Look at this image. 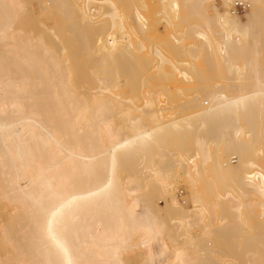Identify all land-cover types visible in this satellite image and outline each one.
Listing matches in <instances>:
<instances>
[{"label": "bare ground", "instance_id": "obj_1", "mask_svg": "<svg viewBox=\"0 0 264 264\" xmlns=\"http://www.w3.org/2000/svg\"><path fill=\"white\" fill-rule=\"evenodd\" d=\"M232 1L0 0V264H87L81 234L141 264H264V0Z\"/></svg>", "mask_w": 264, "mask_h": 264}, {"label": "rangeland", "instance_id": "obj_2", "mask_svg": "<svg viewBox=\"0 0 264 264\" xmlns=\"http://www.w3.org/2000/svg\"><path fill=\"white\" fill-rule=\"evenodd\" d=\"M154 3H155V5H154V11H151V14L149 13L150 16H153V15L155 14L154 12L157 11V10L155 11V8H157L156 1H155ZM216 4H217V5H220V4H221V0H216ZM37 11H38V10H37ZM248 11H249V8H248L245 12H243V13H240V14L236 13V14H238L240 17H242V16H244ZM152 12H153L154 14H152ZM212 12H213V11H210L211 14H212ZM232 13L235 14L234 12H232ZM153 17L155 18V16H153ZM41 21L44 23V25H45L46 27H54V26H56V21H55V19H52V20H51V19H49V18H47V17H45V18L43 17V18H41ZM161 25H162V26L164 25V26H163V27H160L159 29H157V32L161 30L158 34L156 33L157 35L154 34L156 31L153 30L154 33L151 32L153 37L150 36V34H151V33H150V34H148V36H149V37H152V38H148V37H147L149 40H147V41H146V39L143 40V43H144L145 45H147L148 48H150V44H149L150 42H151V46L154 45L155 43L157 44L158 42H160L159 40H161V37H163V36H161V35H162L161 33L164 34V37H165V35L170 34V33H169V30H170L169 27L167 26L168 28H166L165 24H160V26H161ZM158 27H159V26H158ZM156 28H157V27H156ZM165 28H166V30H165ZM171 28H172V27H171ZM167 29H168V30H167ZM172 30H173V29H172ZM170 32H171V31H170ZM113 34H115V33H113ZM122 35H124V34H121L119 37H122ZM155 35H156V36H155ZM158 35H159L160 37H158ZM155 37H156V38H155ZM157 37H158V38H157ZM114 38H118V37H114ZM114 38H113V39H114ZM113 39H112V40H113ZM133 39H134V38H133ZM156 39H157V41H156ZM114 40H115V39H114ZM116 40H118V39H116ZM134 41H135V40H134ZM145 41H146V43H145ZM94 42H95V41H94ZM94 42H93V43H94ZM113 42L115 43L116 41H113ZM120 42H122V43H121V44L118 43L116 49L118 48L119 45L121 46V45H123V44L125 43V41H121V40H120ZM123 42H124V43H123ZM156 44H155V45H156ZM124 45H125V44H124ZM145 45H144V46H145ZM92 46H95V47L93 48ZM120 46H119V48L121 49L122 46H121V47H120ZM99 47H100V46H98V44H97V47H96V44H94V45H93V44H92V45L90 44L89 51H91V52H95L94 54L92 53L93 57H95V56H96L95 54H97V53L99 52ZM147 47H146V48H147ZM119 48H118V50H119ZM116 49H114V50H112V51H116ZM135 50H136V49H135ZM132 52H133V51H132ZM137 52H139V54H140V50H139V51L137 50ZM137 52L134 51L133 53H137ZM137 55H138V54H137ZM7 57H8V56H7ZM96 58H97V57H96ZM96 58L88 59V57H87V58H84V59L82 58L81 60L79 59V60H76V61H78V64H79V62H82V61H84L85 59L95 61ZM6 59H7V58H6ZM6 59H5V60H6ZM263 59H264V58H263ZM8 60H9V62H8ZM6 61H7V63L3 60V62H5V64H1V62H2V61H1V62H0L1 66L7 68L8 70H11V69H12V70L10 71V75L12 74L11 76H16V75H17V73H16L17 70H16V69L14 70V67L11 65V58L8 57V59H7ZM12 61H13V60H12ZM85 61H86V60H85ZM263 63H264V61H263ZM7 64H8V65H7ZM78 64H76L77 68L75 67V64H69V65H67V66L70 67V68L73 70V75L76 74V75H75L76 77L78 76L79 73L82 72V71H81L82 69H83L82 75H83V74H86V75H87V72L89 71L88 69L91 67V65L88 66L87 64L82 63L83 65H80V67H78V66H79ZM84 64H85V67H83ZM71 65L74 66V67H72ZM86 66H87L88 68H87ZM82 67H83V68H82ZM15 68H16V67H15ZM74 68L77 69V70H74ZM80 69H81V70H80ZM84 69H85L86 73H84V72H85ZM74 71H75V72H76V71H79V73L77 74V72L75 73ZM89 73H90V72H89ZM89 73H88V74H89ZM15 74H16V75H15ZM73 75H72V77H73ZM82 75H80V77H81ZM75 76H74V77H75ZM91 77H95V75H92ZM76 82H77V83H76ZM129 82H130V81H129ZM78 83H79V85H78ZM92 83H93V82H92ZM75 84L78 85V86H80V87H81V86L83 87V85H85V84H82V85H81L80 82L77 81L76 79H75ZM89 85L91 86V84H89ZM85 86H86V85H85ZM169 86H170V85H169ZM137 87H138V88H137V91H136V95H139L138 92H140V90L142 91L143 88L141 89V88H140V85L137 86ZM138 89H140V90H138ZM155 89H156V91H157V89H158V91L161 90V88H154V89H152V90L154 91ZM150 90H151V89H150ZM154 92H155V91H154ZM116 93L122 95V96H121L122 98L128 96V95L125 94V92L123 93V90H122V93H121L120 91H116ZM19 94H21L22 96L24 95L22 92H20ZM123 94H124V95H123ZM81 96H82V95L80 94V97H81ZM25 97H26V95H24L22 98L25 99ZM26 98H27V97H26ZM63 98L66 99L65 97H63ZM63 98H60V99H63ZM78 98H79V96H78ZM60 99H59V100H60ZM64 99H63V100H64ZM139 101H140V98H139ZM140 103H141V102H140ZM42 105H43V106H42ZM44 105H45V104H43V102H42L40 107H44V108H45ZM46 105H47V104H46ZM48 105H49V106H48ZM48 105H47L48 108H49L50 106H51V108H53V106H56L55 104H54V105H50V104H48ZM47 106H46V108H47ZM58 106H59V105H58ZM112 106H114V108L112 107V111H114L116 108H118V107H116L115 105H112ZM65 107H67V106H65V104H64L63 109H64ZM115 107H116V108H115ZM67 108H68V107H67ZM112 111H111V113H116V112H112ZM85 114H86V113H85ZM88 114H89V113H88ZM83 122H84V121H83ZM91 124H92V122L86 120V121L83 123L82 127L84 126L85 128L87 127V128L89 129V127L92 126ZM110 125L113 126V123L111 122ZM78 126H79V124H78ZM75 127H76V126H75ZM75 127H69V129H70V128L73 129V128H75ZM82 127H81V126H80V127H77V128H78L77 130H80V131H82V132H78V133H77V130H75V133L78 134V136H79V135L81 136V135L84 134V131L81 130ZM71 132H72V131H71ZM75 133H73V132L70 133V132H69V135L72 134V135L74 136V135H76ZM80 133H82V134H80ZM85 135H86V133L84 134L83 137H86ZM80 136H79V137H80ZM71 137H72V136H70L69 138L71 139ZM76 137H77V136H76ZM76 137H72V138H75V140H76ZM79 137H78V139H79ZM69 138H68V142H69ZM78 139L76 140V142L78 143V147H83V146H85V143H86V142L84 141V139L81 138V139H82V140L80 139L81 141L78 140ZM86 139H87V137H86ZM71 140H73V141H72V142L70 141L71 144L69 143V146L71 147V145H72V147H71L72 149H74V150L77 149V148H76V145L74 144V143H75V140H74V139H71ZM82 141L84 142V144H83ZM80 142H81V143H80ZM72 143H73V144H72ZM77 143H76V144H77ZM74 145H75V147H74ZM80 145H82V146H80ZM83 149H84V147H83ZM71 154H72V153H71ZM69 158H70V155H69ZM233 160H235V159H233ZM233 163H235V162H233ZM133 165H135V166H132V165H131V168H130V172H129V173H131V172H133V171L135 172L134 168L138 166V164H137V165H136V164H133ZM143 166H144V165H142V166H138V167L142 168ZM128 167H129V166H128ZM133 167H134V168H133ZM132 169H133V170H132ZM115 170H116V169H115ZM115 170H111V171L114 172ZM120 170H121V169H120ZM120 170H117V172H119V173H120V172H121V173H125V171H126L127 169L124 170V168H123V170H121V171H120ZM137 170L139 171V170H141V169H138V168H137ZM137 170H136L135 174L137 173ZM127 171H128V170H127ZM115 172H116V171H115ZM134 172H133V173H134ZM111 173H112V172H111ZM133 173H131L130 175H132ZM135 177H138V173H137V176L135 175ZM95 180H98V177L95 178ZM91 182H92V181H91ZM91 182L88 184V188H89V186L91 185ZM93 182H94V183H92L93 185H91V186H92V187H93V186H96V190L101 191V190L103 189V187L100 186V185H102L100 182H96V181H94V180H93ZM97 183H99L100 185L97 184ZM91 186H90V187H91ZM85 188H86V187H85ZM88 188H87V189H88ZM96 190H95V191H96ZM104 192H105V191H104ZM180 192H181V193H179V194H180V195H179V198H180V200L182 201V199L187 195V189L183 187V188L181 189ZM92 193H93V192H92ZM142 194H143V193H142ZM139 195H140V193H139ZM140 196H141V195H140ZM160 204H161V203H160ZM163 205H164V204H163V202H162L161 206H163ZM83 208L85 209L86 206H84ZM83 208H82V209H83ZM88 209H89V208L87 207L86 210H88ZM73 210H74V209L71 208L70 212L73 211ZM90 210H91V215H90V217H91V219H92V218H93V219H92V220L90 219V223H89V224H84V223H83V225H86L87 227H89V228L91 227V228H92L93 225L95 226L94 223L97 222L96 220L98 219V216L92 213L93 209H91V208H90L89 211H88L89 213H90ZM74 212H75V211H73V213H72V212H71V213L74 214ZM71 213H70V214H71ZM92 214H93L94 216H93ZM95 217H96V218H95ZM94 220H95L96 222H95ZM98 223H99V222H98ZM251 224H252V225H255V226H258L259 224H261V221H260L258 218H257V219L254 218V219H252ZM96 225H97V224H96ZM17 226H18V225H17ZM78 227H81V225L78 226ZM19 228H20V229H19ZM19 228H18V231H21V227H19ZM81 235H83V234H81ZM81 235H80V238H81L82 241H80V243H79L80 238H79V239L77 238L76 240H77L78 242H77L76 240H74V242H72V246H73V247H74V246H78V244H79L78 247H82V246H83V247H82L81 249L79 248V250H78V249H73L74 251L72 250L73 252H75V254H73L74 257H73L72 255L70 256V258H69L70 261H73V260H74V262H78V261H81V260H84V259H85L87 264H88V263H90V264H100L99 261H100V260H104V261H107L108 264H109V261H110V258H111V257H114V256L117 257L116 255L120 256V254H122L121 249H118V248L116 247V248H117V251H115L116 248H115V247H112L111 250L113 249L114 252L111 251L110 248H109V249H108V248H105V249H104V250H108V251H106L107 254H108V255H107L106 252H104V250L101 251V249H99V248L97 247L98 244L95 242L96 239H95V237H94V234H90L89 236H88V235H85V236L83 235V236H84V239H83V236H81ZM92 235H93V236H92ZM87 236H88V237H87ZM91 236H92V237H91ZM90 237H91V238H90ZM85 238H86V239H85ZM89 238H90V239H89ZM92 238H93V239H92ZM91 240H92V241H91ZM93 240H94V241H93ZM84 241H85V242H84ZM89 241H90V242H89ZM81 242H82V243H81ZM73 243H74V244H73ZM75 243H76V245H75ZM86 243H87V244H86ZM82 244H83V245H82ZM84 244H85V245H84ZM90 244H91V245H90ZM87 245H88V246H87ZM93 245H94V246H93ZM84 246H85V248H84ZM91 246H92V247H91ZM87 247H89V248H87ZM83 248H84V249H83ZM85 249H86V250L88 249V250H87L88 252H87ZM90 249H91L92 251H91ZM95 249H96V250H95ZM81 250H84V251L87 252V253H85L84 251H81ZM93 250H94L95 252H94ZM109 250H110L111 252H113L114 254H113V253H110ZM77 251H78V252H77ZM90 251H91V252H90ZM97 251L101 252L102 255H100L101 253H100V254H97V253H96ZM130 251H131V250H130ZM83 252H84V253H83ZM139 252H140V253H139ZM142 252H143V251H142ZM79 253H81V254H79ZM82 253H83V254H82ZM116 253H117V254H116ZM127 253H128V254H127ZM129 253H138L137 256L140 254V255H141V258H142V256H143V255L141 254V251H140V250H138V252H136V251H135V252H133V251H131V252H126L127 256H126L125 253L122 254V255L124 256V257H123L124 260L129 261V260L132 258V256L135 257V256H134L135 254L133 255V254H129ZM144 253H146V252H143V254H144ZM90 254H91V255H90ZM109 254H110V255L112 254V256L110 257ZM146 254H147V253H146ZM149 254H150V253H149ZM93 255H94V256H93ZM95 255H98V256H95ZM131 255H132V256H131ZM147 255H148V254H147ZM152 255H153V254H152ZM152 255H151V256H152ZM81 256H82L83 258H81ZM85 256H86V257H85ZM91 256H92V257H91ZM137 256H136L135 258H132L130 264H136V263H137V264H141V263L138 262V261H139L138 259L140 258V256H138V258H137ZM75 257H76V258H75ZM89 257H90V259H89ZM94 257H95V258H94ZM96 257H99V259L96 258ZM129 257H131V258H129ZM143 257H144V259H145V255H144ZM148 257H149V259H150V256H149V255H148ZM71 258H74V259H71ZM87 258H88L89 260H87ZM92 258H94V259H92ZM107 258H108L109 261L107 260ZM118 258H119V257H118ZM127 258H128V259H127ZM141 258H140V259H141ZM146 258H147V257H146ZM78 259H79V260H78ZM133 259H134V260H133ZM135 259H137L138 261L135 260ZM76 260H77V261H76ZM92 260H94V261H92ZM145 260H146V259H145ZM91 261H92V262H91ZM135 261H137V262H135ZM143 261H144V260H143ZM148 261H149V260H146V262H148ZM144 262H145V261H144ZM80 264H83V263H80Z\"/></svg>", "mask_w": 264, "mask_h": 264}, {"label": "built area", "instance_id": "obj_3", "mask_svg": "<svg viewBox=\"0 0 264 264\" xmlns=\"http://www.w3.org/2000/svg\"><path fill=\"white\" fill-rule=\"evenodd\" d=\"M249 8V3L245 0H233L231 10L234 13H243Z\"/></svg>", "mask_w": 264, "mask_h": 264}]
</instances>
